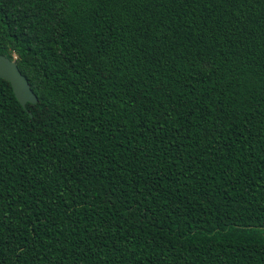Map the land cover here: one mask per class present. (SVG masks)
Instances as JSON below:
<instances>
[{
    "label": "trees",
    "instance_id": "trees-1",
    "mask_svg": "<svg viewBox=\"0 0 264 264\" xmlns=\"http://www.w3.org/2000/svg\"><path fill=\"white\" fill-rule=\"evenodd\" d=\"M0 264H264V0H0Z\"/></svg>",
    "mask_w": 264,
    "mask_h": 264
},
{
    "label": "water",
    "instance_id": "water-1",
    "mask_svg": "<svg viewBox=\"0 0 264 264\" xmlns=\"http://www.w3.org/2000/svg\"><path fill=\"white\" fill-rule=\"evenodd\" d=\"M0 78L7 80L18 102L25 107L26 102L36 103L37 97L26 77L20 72L14 58L0 54Z\"/></svg>",
    "mask_w": 264,
    "mask_h": 264
}]
</instances>
